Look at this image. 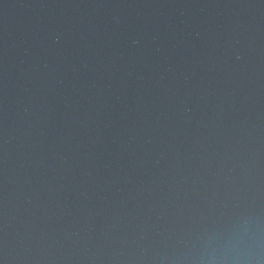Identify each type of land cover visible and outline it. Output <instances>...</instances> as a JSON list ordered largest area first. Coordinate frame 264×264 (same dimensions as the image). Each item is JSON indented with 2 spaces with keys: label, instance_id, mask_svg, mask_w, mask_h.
Returning a JSON list of instances; mask_svg holds the SVG:
<instances>
[{
  "label": "water",
  "instance_id": "95a60500",
  "mask_svg": "<svg viewBox=\"0 0 264 264\" xmlns=\"http://www.w3.org/2000/svg\"><path fill=\"white\" fill-rule=\"evenodd\" d=\"M0 264H264V0H0Z\"/></svg>",
  "mask_w": 264,
  "mask_h": 264
}]
</instances>
